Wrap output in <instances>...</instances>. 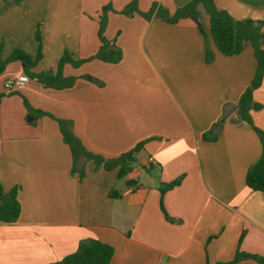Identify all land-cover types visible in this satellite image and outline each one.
I'll return each mask as SVG.
<instances>
[{
  "label": "crops",
  "instance_id": "obj_1",
  "mask_svg": "<svg viewBox=\"0 0 264 264\" xmlns=\"http://www.w3.org/2000/svg\"><path fill=\"white\" fill-rule=\"evenodd\" d=\"M132 1L142 13L153 4L170 15L177 8L173 0H0V63L15 50L35 57L37 30L43 57L34 73L55 71L65 51L74 61L93 57L106 6L113 11L104 37L122 54L117 64H65L63 75L76 81L64 90L30 79L16 89L21 64L5 65L0 94H16L0 101V183L4 192L18 188L20 215L0 224V264H54L87 240L113 248L109 264H228L237 250L264 256V195L245 185L261 143L236 108L256 70L251 45L225 56L209 37L214 60L208 64L194 23L119 14ZM214 5L236 20L262 21L264 31V0ZM201 12L209 35V16ZM23 98L71 121L86 150L104 159L143 143L132 170L118 179L117 168L87 161L79 179L58 124L41 117L32 125ZM253 101L263 109L250 111L251 120L264 131V79ZM224 109L218 138L204 141ZM179 178L161 196L159 187Z\"/></svg>",
  "mask_w": 264,
  "mask_h": 264
},
{
  "label": "trees",
  "instance_id": "obj_2",
  "mask_svg": "<svg viewBox=\"0 0 264 264\" xmlns=\"http://www.w3.org/2000/svg\"><path fill=\"white\" fill-rule=\"evenodd\" d=\"M201 10L209 16V35L205 32L201 23ZM110 11H113L110 6H106L102 9L98 30V38L101 42V46L93 57L87 60L74 61L72 55L65 51L59 59L55 71L34 73L32 69L43 57L41 37L39 30H37L35 33V40L38 46L35 57L23 51L15 50L10 57L0 63V74L3 72L6 64L18 61L21 64L24 75L27 76L28 79L36 81L45 89L64 90L71 88L76 81L75 77H66L63 75L62 69L65 64H70L74 68H78L83 63L91 60L117 64L122 57L121 51L114 45L113 41H108L104 37V30L107 24V13ZM119 14L126 17H132L134 14H137L148 21L152 18H156L169 24H176L179 20L183 19L191 21L204 40V60L208 64L212 63L214 60V53L209 45V37L216 50L225 56L238 55L243 51L246 44L249 43L251 45L256 60V70L250 85L241 95L236 108L239 111L240 120L252 127L261 143V155L257 162L248 169L245 176V185L248 189L260 192L264 195V133L253 125L250 116V111H258L263 108L262 105L254 103L253 101V93L260 88L264 79L263 22L250 19L236 20L227 12L217 10L214 5V0H189L182 7L176 8L172 15H170L165 8L157 4H153L148 12L142 13L137 9L136 1H132L120 11ZM11 94L16 93H1L0 101L3 97ZM23 103L27 110L26 117L31 120L30 123L32 125H35L36 121L41 117L51 118L58 124L62 141L68 146L70 151L72 159L71 173L77 174L79 179L84 176V165L87 161H93L96 167L102 165L107 171L117 168L118 179L125 177L132 170V165L135 162V155L142 147L143 143L138 144L131 151L123 153L116 158L104 159L86 150L81 141L72 132L71 121L56 118L50 113L39 109H33L27 104L24 98ZM226 119L227 117L224 109L222 116L208 132L203 134L202 139L204 141H215ZM181 180L182 178H179L160 186L159 191L161 196H163L165 192L180 185ZM126 184L132 186L135 184V181L128 180ZM17 193L18 188H13L9 192H4L0 183V224H13L18 220L20 206L17 200ZM110 195L112 197H117L114 192L110 193ZM160 208L162 212L165 213L162 200H160ZM113 253L114 250L109 244L97 240H87L81 242L74 253L66 255L61 261L54 264H109ZM242 260H252L257 264H264V256L249 254L240 250L236 251L234 259L228 264H235Z\"/></svg>",
  "mask_w": 264,
  "mask_h": 264
},
{
  "label": "built area",
  "instance_id": "obj_3",
  "mask_svg": "<svg viewBox=\"0 0 264 264\" xmlns=\"http://www.w3.org/2000/svg\"><path fill=\"white\" fill-rule=\"evenodd\" d=\"M27 82H28V77L25 75H20L15 79L12 87H15L16 89H21L26 85ZM148 160L149 163H153V160L151 158H149Z\"/></svg>",
  "mask_w": 264,
  "mask_h": 264
},
{
  "label": "water",
  "instance_id": "obj_4",
  "mask_svg": "<svg viewBox=\"0 0 264 264\" xmlns=\"http://www.w3.org/2000/svg\"><path fill=\"white\" fill-rule=\"evenodd\" d=\"M173 2L177 8H180L183 5H185L188 2V0H173Z\"/></svg>",
  "mask_w": 264,
  "mask_h": 264
},
{
  "label": "rangeland",
  "instance_id": "obj_5",
  "mask_svg": "<svg viewBox=\"0 0 264 264\" xmlns=\"http://www.w3.org/2000/svg\"><path fill=\"white\" fill-rule=\"evenodd\" d=\"M88 77V76H87ZM263 109V108H262ZM258 130H260V131H262L263 133H264V131L261 129V128H259V127H257L255 124H253ZM124 178V177H123Z\"/></svg>",
  "mask_w": 264,
  "mask_h": 264
}]
</instances>
